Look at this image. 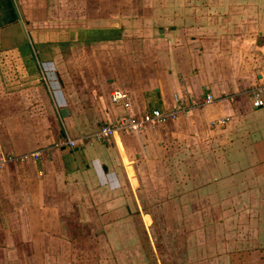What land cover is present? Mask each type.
Returning <instances> with one entry per match:
<instances>
[{
  "label": "crops",
  "instance_id": "1",
  "mask_svg": "<svg viewBox=\"0 0 264 264\" xmlns=\"http://www.w3.org/2000/svg\"><path fill=\"white\" fill-rule=\"evenodd\" d=\"M255 86L264 87V0H0V158L40 151L0 165V254L151 264L158 220L143 206L169 205L171 178L184 177L223 191L221 205L255 210L234 233L259 264L264 106H252ZM115 90L138 115L167 111L176 97L196 104L98 140L127 112ZM67 137L76 145H57Z\"/></svg>",
  "mask_w": 264,
  "mask_h": 264
},
{
  "label": "rangeland",
  "instance_id": "2",
  "mask_svg": "<svg viewBox=\"0 0 264 264\" xmlns=\"http://www.w3.org/2000/svg\"><path fill=\"white\" fill-rule=\"evenodd\" d=\"M192 2L191 0H184L186 5ZM181 3L183 4V1L178 3V8L181 7ZM89 42L90 39H87L86 43ZM178 167H180L178 169V173H180L181 170L185 169V164H179ZM187 182L188 179L185 181L184 177H172V188L168 195L169 205L143 206L145 213L153 212L154 218L158 220L156 225H153L154 240L149 239L152 247L154 244L158 252L153 257L151 264H257L252 258L256 255L255 252L242 249L247 246L246 240H239L241 235L234 233L235 220L250 221L251 212L253 213L255 210H251L249 205H232V203L221 205L220 200L221 196L224 195L223 191L221 193L219 189H216L214 192L206 193L205 187H201V181H195L193 188ZM185 185H187V190ZM158 190L163 191L161 187ZM229 197L233 198V195ZM202 200L205 201L204 204H197L198 201ZM138 206L129 205L131 210L134 207L137 209ZM242 214L244 216L247 214V219ZM133 216L138 220L137 213ZM149 217L150 215L147 216L148 219ZM140 237L144 241V237L142 235ZM224 242L230 245L229 247L225 244V251L223 250ZM144 246L147 252H150V246L148 244ZM10 249L12 250L11 247ZM7 253L9 255V252ZM259 254L264 256L263 252ZM7 257L1 252L0 264H41L33 256L16 257L11 262L10 258ZM38 260L40 261L41 258ZM258 261L259 264H264V258H260Z\"/></svg>",
  "mask_w": 264,
  "mask_h": 264
},
{
  "label": "built area",
  "instance_id": "3",
  "mask_svg": "<svg viewBox=\"0 0 264 264\" xmlns=\"http://www.w3.org/2000/svg\"><path fill=\"white\" fill-rule=\"evenodd\" d=\"M252 95V106L255 108L264 106V87L255 86L251 89ZM111 99L114 103H121L127 112L121 116L115 125H102L95 137L98 140H108L111 136H113L117 131H125V132H139L142 131L148 125L158 124L164 121H167L172 118L178 117L180 114L185 113L190 109L191 105H195V101L193 104L189 103L186 97H176L175 106L173 108L168 109L167 111H163L159 108H152L151 110H147L141 115L136 113H132L130 110V102L129 96L126 92L121 90H115L111 94ZM213 100V96L208 94L204 99V103H210ZM76 140L67 137L65 140L63 139L57 145L58 146H75ZM40 156V151H32L31 153H26L22 155H9L0 158V165L6 161H16V160H27L29 157L38 158Z\"/></svg>",
  "mask_w": 264,
  "mask_h": 264
}]
</instances>
